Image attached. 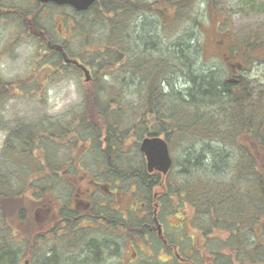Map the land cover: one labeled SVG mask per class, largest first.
<instances>
[{"label": "trees", "instance_id": "16d2710c", "mask_svg": "<svg viewBox=\"0 0 264 264\" xmlns=\"http://www.w3.org/2000/svg\"><path fill=\"white\" fill-rule=\"evenodd\" d=\"M227 1L97 0L89 10L75 11L72 20L63 18L79 43L74 58L92 72V79L81 82L82 107L70 119L11 123L2 118L18 90L40 98L47 83L81 77L80 70L64 67L55 49L40 50L28 76L10 81L0 76V129L6 131L0 154V264H108L82 259L79 237L55 245L54 229L47 238L52 250L43 256V226L36 219L42 190L49 186L56 195L62 185L53 174L58 156L97 155L100 149L135 156L145 134L169 140L173 175L166 187L159 185L162 178L152 181L159 191L154 198L147 180L158 174H145L136 157L111 162V171L125 174L119 177L125 179L126 198L142 194L145 202H158V217L167 227L166 215L182 211L188 242L182 243L181 228L171 240L179 251L199 242L210 261L218 256L220 264H264V82L249 75L252 65L264 63V19L237 25ZM240 1L245 8L238 0L236 8L245 14L249 0ZM4 2L1 17L17 16L29 35L46 42L47 33H39V9ZM257 10L264 12V4ZM146 18L154 19L151 34L141 28ZM196 30L203 36L192 46ZM161 31L174 42L167 45ZM196 60L217 65L199 70ZM180 76L189 78L185 91L174 85ZM138 215L127 214L126 242L143 224ZM91 245L97 250L96 242Z\"/></svg>", "mask_w": 264, "mask_h": 264}, {"label": "flooded vegetation", "instance_id": "af4514ba", "mask_svg": "<svg viewBox=\"0 0 264 264\" xmlns=\"http://www.w3.org/2000/svg\"><path fill=\"white\" fill-rule=\"evenodd\" d=\"M63 65L68 70L72 68L80 70L71 63L64 62ZM147 136L150 135L145 134L138 140V151L135 156L103 154L105 152L103 149H100L97 155H85L79 151L80 154L58 156L60 163L55 167L53 174L63 180L62 185L55 189L56 195L49 192V186L43 188L41 195L39 220L43 226V256L48 255L52 250L47 238L50 236V231L54 229L55 245H59L60 239L66 237L69 239L70 236L79 237L82 240L77 248V254L82 259L98 260L108 264L221 263L218 256L210 261L211 255H206L204 250L198 249L202 246L198 241L197 245L189 246L193 249L187 247L183 251H179L180 246L171 241L173 233H179V228H181L185 231V235L183 234L180 239L182 243L185 240L188 242L189 225L184 222L182 211L166 215L167 222L171 224L167 227L166 223L158 217V202L154 200L152 203L145 202L142 194L136 200L133 197L126 198L125 179L119 177L125 174L115 168L111 171V162L124 159L134 160L136 157L139 161L137 166L143 165L146 170L145 174H158L154 180L153 178L147 180L149 186L152 185L151 191L154 198L159 195V191L155 189L152 181L156 184V180L162 178L159 185L165 182L166 187L172 178L175 159L169 140L166 139L173 157L169 172L163 174L156 169L151 172L140 146L141 141ZM97 163L101 165H96ZM136 175L139 174L136 173ZM132 185L136 192L137 185L134 181ZM130 211L139 214L138 217L143 220V224L137 229V234L127 236L129 238L127 245L125 233L127 214ZM173 220L177 222L174 223ZM95 242L97 250L91 247V244ZM90 248L93 250L90 251ZM68 255L71 256V254Z\"/></svg>", "mask_w": 264, "mask_h": 264}, {"label": "rangeland", "instance_id": "374dc122", "mask_svg": "<svg viewBox=\"0 0 264 264\" xmlns=\"http://www.w3.org/2000/svg\"><path fill=\"white\" fill-rule=\"evenodd\" d=\"M4 3L13 5L23 10L37 11L39 9V24L42 26L40 31H45L49 36L50 44H60L64 51L70 56L75 57L78 53V40L75 35L71 33L67 27L63 18L77 17L76 12L67 6H55L45 5L43 8L38 7V2L33 0L30 5L29 0H4ZM241 7L244 9L242 1L238 0ZM237 0H228L227 5L233 9V18L235 23L245 24L250 23L253 19L261 17L264 19V12H259L257 7L263 3L264 0H249V9L245 14H241L236 8ZM203 8V7H201ZM8 15L5 17L0 16V76L5 80H16L22 76H28L31 74L34 66L36 65V58L41 51H45L48 44L44 41L34 37L37 35H29L26 31V25L17 17ZM200 17V16H199ZM151 18V17H150ZM147 20V21H146ZM203 20V19H202ZM206 20V19H205ZM146 21V22H145ZM204 21V20H203ZM154 19H145L141 21V28L145 33L151 34L155 29L153 28ZM206 22V21H204ZM208 25V23H207ZM208 27V26H207ZM162 39L167 45L174 42L169 36L166 38L165 31L162 32ZM197 33V35H196ZM193 41L190 42L192 46L197 45L199 39L202 40L203 34H198L196 30ZM203 33V32H202ZM158 34V33H157ZM145 35V34H144ZM204 39H211L204 33ZM199 38V39H198ZM212 42V41H211ZM211 49L214 47L210 43ZM5 52V53H4ZM194 62L195 69L207 70L213 65H217L215 60L208 61V63L202 60L192 61ZM225 69L226 66L219 64L217 68ZM43 72H41L42 74ZM250 78L264 82V63H256L251 66L249 71ZM44 77V76H42ZM189 78L184 76L177 77L173 82L177 89L185 91L190 87ZM83 76H77L76 78H64L58 82H49L43 86L38 95L31 96L25 95L21 91H17L16 95L8 99L4 105V112L2 118L10 121L11 123L17 122H36L38 120H46L47 118L55 119L61 117L62 119H70L74 110L82 107V94H81V82ZM60 119V118H59ZM89 134L88 131L81 130V134ZM6 137V131L0 129V154L3 149L4 140ZM229 150L226 149V153ZM12 164V162H10ZM11 169H14L11 168ZM6 173H12L10 169L4 168ZM19 172H23L20 169ZM38 215L37 220L39 221ZM176 223V220H173ZM253 242L251 243V245ZM250 248V247H249ZM245 254V253H244Z\"/></svg>", "mask_w": 264, "mask_h": 264}, {"label": "water", "instance_id": "95a60500", "mask_svg": "<svg viewBox=\"0 0 264 264\" xmlns=\"http://www.w3.org/2000/svg\"><path fill=\"white\" fill-rule=\"evenodd\" d=\"M40 3H55L57 5H69L73 7L76 11L82 12L87 11L96 0H37ZM51 48L63 51V47L59 44L49 45ZM63 57L65 62L73 63L76 66L82 68L85 80L89 81L91 79V73L86 68L85 65L79 63L73 58H69L65 52H63ZM141 150L147 157L148 169L151 171L154 168L162 170L166 173L171 166V158L168 151L167 142L161 137H147L143 139L141 143ZM38 218V213H36V219ZM25 264H28L26 261Z\"/></svg>", "mask_w": 264, "mask_h": 264}]
</instances>
